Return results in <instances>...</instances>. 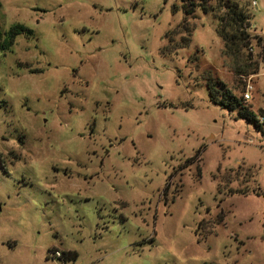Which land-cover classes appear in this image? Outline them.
Listing matches in <instances>:
<instances>
[{"label": "rangeland", "instance_id": "374dc122", "mask_svg": "<svg viewBox=\"0 0 264 264\" xmlns=\"http://www.w3.org/2000/svg\"><path fill=\"white\" fill-rule=\"evenodd\" d=\"M214 14L173 51L180 0H0L29 31L0 50V264H264V135L204 80L257 114L264 62L236 75Z\"/></svg>", "mask_w": 264, "mask_h": 264}, {"label": "trees", "instance_id": "16d2710c", "mask_svg": "<svg viewBox=\"0 0 264 264\" xmlns=\"http://www.w3.org/2000/svg\"><path fill=\"white\" fill-rule=\"evenodd\" d=\"M211 0H180V9L183 13L182 21L174 28V33L181 34L180 46L173 48L177 51L187 47L190 43V36L193 26L188 24V17H191L196 10L202 13H213L216 21V33L223 42V54L232 59L234 64V73L238 76L248 77L249 75L257 74L259 65L264 62V38L258 35H251L250 19L251 16L247 10L249 6L248 0H217V6H213ZM220 11V12H219ZM21 32H27L22 25H13L6 32L0 31V50L6 51L9 49L17 35ZM164 50V49H163ZM171 53L170 49H167ZM256 50V51H255ZM196 61L197 57H193ZM205 86L208 90L209 101L214 105L227 108L229 111H235L237 116L247 122L253 124L256 130L264 135L262 124L258 122V117L264 118V110L257 114L249 109L243 98H237L224 87L221 82L214 81L207 72V77L204 78ZM245 175V174H244ZM248 174H246L247 176ZM248 177H253L252 174ZM232 194V192H230ZM236 193L239 195H247V190L238 189ZM259 195V192H256ZM51 250H48L50 253ZM48 257L49 254H48ZM76 253H63L59 258L63 262L74 260Z\"/></svg>", "mask_w": 264, "mask_h": 264}, {"label": "built area", "instance_id": "2783aa9c", "mask_svg": "<svg viewBox=\"0 0 264 264\" xmlns=\"http://www.w3.org/2000/svg\"><path fill=\"white\" fill-rule=\"evenodd\" d=\"M256 2H257L256 0H250V4L252 6H255ZM251 90H252V87L249 84L246 85L245 90H244L243 95H242V98L245 102L251 99V93H250ZM258 122L260 124H262V126L264 128V118L262 116L258 117ZM57 255H58V253H57Z\"/></svg>", "mask_w": 264, "mask_h": 264}]
</instances>
